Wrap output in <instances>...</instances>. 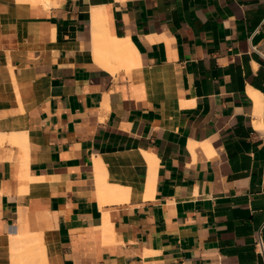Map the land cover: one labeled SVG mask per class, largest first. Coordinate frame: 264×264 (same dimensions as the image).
<instances>
[{
  "label": "crops",
  "instance_id": "1",
  "mask_svg": "<svg viewBox=\"0 0 264 264\" xmlns=\"http://www.w3.org/2000/svg\"><path fill=\"white\" fill-rule=\"evenodd\" d=\"M0 133V264H264V0H0Z\"/></svg>",
  "mask_w": 264,
  "mask_h": 264
},
{
  "label": "bare ground",
  "instance_id": "2",
  "mask_svg": "<svg viewBox=\"0 0 264 264\" xmlns=\"http://www.w3.org/2000/svg\"><path fill=\"white\" fill-rule=\"evenodd\" d=\"M19 1H36L37 3L38 2H43L46 4L47 0H19ZM17 2V0H16ZM100 18V17H99ZM98 20V19H97ZM101 20V18H100ZM99 21V20H98ZM106 34V33H105ZM104 34V36H106ZM108 35V34H107ZM102 35V37H104ZM105 38L108 39V36H106ZM115 38V37H114ZM114 38H111L110 39H113V40H110V41H104L105 39H103V43L105 42L106 44V48H107V55L108 57H112L114 58L115 56H121V58L123 59L124 58V65L125 66H131L132 62L130 63L129 61L132 60V52L129 51V47L127 45H125L127 42L125 40V42L122 43V41H117V40H114ZM102 40V39H101ZM123 40V39H122ZM124 41V40H123ZM129 41V40H128ZM102 42V41H101ZM100 44V43H99ZM104 45V46H105ZM127 46V47H126ZM102 50V49H101ZM131 50V48H130ZM100 51V50H99ZM100 54V53H99ZM106 54V53H105ZM117 58V57H116ZM130 59V60H129ZM129 60V61H128ZM114 71L115 68H112ZM115 72V71H114ZM1 134V133H0ZM4 133H2L0 135V145L3 144L5 141H7L8 139L11 141V144H22V139L21 137H18L16 135H3ZM19 134V133H18ZM22 134V133H20ZM20 136V135H19ZM24 145V144H23ZM96 158V157H95ZM27 174V173H26ZM25 178V176H24ZM29 178V176H28ZM112 190V189H111ZM120 190V189H119ZM121 191V190H120ZM115 193V192H114ZM103 194V193H102ZM121 194V193H120ZM104 195V194H103ZM124 195V194H123ZM113 196V195H112ZM119 196V194L117 195V197ZM115 197V196H114ZM121 197V196H120ZM109 225V224H108ZM107 226V225H106ZM105 229V226L104 228ZM30 234V233H28ZM27 234V235H28ZM32 234V233H31ZM22 235L20 234L19 237H13L12 239H14L13 241H15L14 243L12 242V245H15L13 248H14V252H12V255L14 256V264H36L37 262L39 261H44V254H45V251L43 250V248L45 247L44 246V243L42 242V238L41 237H38L40 236L39 235V232H37V236H33L32 235ZM35 234V232H34ZM107 234V233H106ZM41 238V239H40ZM16 239V240H15ZM13 251V249H12ZM44 251V253H43ZM14 253V254H13ZM47 259V258H46ZM46 261V260H45Z\"/></svg>",
  "mask_w": 264,
  "mask_h": 264
},
{
  "label": "built area",
  "instance_id": "3",
  "mask_svg": "<svg viewBox=\"0 0 264 264\" xmlns=\"http://www.w3.org/2000/svg\"><path fill=\"white\" fill-rule=\"evenodd\" d=\"M264 225L254 235V247L257 253L264 259Z\"/></svg>",
  "mask_w": 264,
  "mask_h": 264
}]
</instances>
